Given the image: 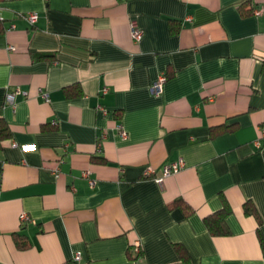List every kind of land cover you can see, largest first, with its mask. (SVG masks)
Listing matches in <instances>:
<instances>
[{
  "label": "crops",
  "instance_id": "1",
  "mask_svg": "<svg viewBox=\"0 0 264 264\" xmlns=\"http://www.w3.org/2000/svg\"><path fill=\"white\" fill-rule=\"evenodd\" d=\"M0 120V264H264V0H0Z\"/></svg>",
  "mask_w": 264,
  "mask_h": 264
},
{
  "label": "trees",
  "instance_id": "2",
  "mask_svg": "<svg viewBox=\"0 0 264 264\" xmlns=\"http://www.w3.org/2000/svg\"><path fill=\"white\" fill-rule=\"evenodd\" d=\"M245 2L240 4V9L242 12H245L244 11V9H245L244 3ZM172 28L173 27H171V29ZM35 56L38 58H41V57L47 58V57L51 56V54L35 53ZM164 73L166 75V78H168L170 73H168V72H164ZM223 128L232 129L231 126H227V125H224ZM221 130L222 129L214 131L212 133V135L221 132ZM5 135H8V129L6 126H4V122L2 120H0V138L5 136ZM221 198H222L221 207L218 210L205 215L203 218V222H204L207 230L213 235H226L229 233V229H228V226L226 224V217H227L228 213L230 212V207H229L228 203L224 200L223 196H221ZM177 205L181 206V209L183 210L185 215H187L188 212H191V209H187L188 205H186V203H184V201L181 198H177V199L173 200L172 202H170L168 204V207H174ZM244 212L247 214L253 215L258 220V223L260 222V220L258 218V214H257L254 206L250 202L245 203ZM262 245H263V249H264V244H262ZM174 247L183 259H187L186 252H185V250L181 244L175 243ZM138 253H139V251L134 253L133 257L136 258Z\"/></svg>",
  "mask_w": 264,
  "mask_h": 264
},
{
  "label": "built area",
  "instance_id": "3",
  "mask_svg": "<svg viewBox=\"0 0 264 264\" xmlns=\"http://www.w3.org/2000/svg\"><path fill=\"white\" fill-rule=\"evenodd\" d=\"M254 12L255 13H259L260 9L255 8ZM25 17H26L27 21L32 24L37 19V13L36 12H29V13L26 14ZM130 35H131L132 39L134 41H136V42L139 41L141 39L142 35H143L142 29L139 27V25L137 24V22L135 20L131 21V23H130ZM165 80H166L165 73L164 72L159 73L156 76V78L153 81V83L151 84V86H150L151 91L156 93V94L161 93ZM42 95H43V97L46 100H48V93L43 92ZM13 145H16V143H13ZM19 146L23 150L34 148L33 144H21ZM183 166H184V163H183L182 159H178L176 161H171V162L164 163L161 166V174L157 175V176H154V180L157 183H160L165 176H167V175H169L171 173H175V172L179 171ZM152 170L153 169L150 166L145 167L144 170H143V173H142L143 177H150L152 175V172H153ZM25 218H26L25 214H22L21 215V219H25ZM136 250L138 251V247L136 248ZM74 258L78 259L79 258V253H76Z\"/></svg>",
  "mask_w": 264,
  "mask_h": 264
}]
</instances>
